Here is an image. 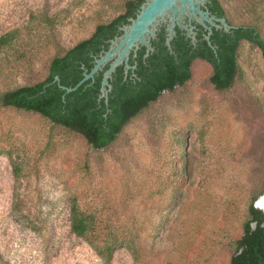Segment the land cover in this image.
Returning <instances> with one entry per match:
<instances>
[{"label": "rangeland", "instance_id": "rangeland-1", "mask_svg": "<svg viewBox=\"0 0 264 264\" xmlns=\"http://www.w3.org/2000/svg\"><path fill=\"white\" fill-rule=\"evenodd\" d=\"M129 0H0V96L45 80L54 58L125 12ZM264 35V0H221ZM219 90L197 59L185 85L142 110L107 148L0 103V264H231L264 196V57L239 48ZM256 200L254 201V199ZM90 222L72 230V207ZM112 246L106 261L100 249Z\"/></svg>", "mask_w": 264, "mask_h": 264}, {"label": "trees", "instance_id": "trees-1", "mask_svg": "<svg viewBox=\"0 0 264 264\" xmlns=\"http://www.w3.org/2000/svg\"><path fill=\"white\" fill-rule=\"evenodd\" d=\"M144 2L127 1L123 14L99 24L92 36L54 58L45 80L4 92L0 96L1 105L39 113L54 124L81 134L92 148L101 150L111 145L124 127L157 101L164 91H174L191 80L195 60L208 61L213 67L212 83L217 89L225 90L234 86L239 74V48L243 41L257 46L264 57V35L260 28L257 25L231 24L223 2L209 0L212 14L226 18L232 26L230 31L214 27L213 45L205 38L208 30L198 25L200 33L196 44L190 38L186 39V35H179L173 41V52L163 42L156 45V51L146 59L151 64L143 63L141 53L138 58L141 64L138 68L136 65L137 69L132 68L126 74L125 65L119 66L110 80L112 88L108 99L101 97V89L110 65L78 89L72 92L63 89L60 83L75 87L86 73L93 70L97 59L109 50L111 41L123 33L121 28L130 23V18L137 16ZM8 42L7 34L1 36L0 50ZM57 76L60 82L56 81ZM249 215L243 235L232 244L231 264H264V210L252 202ZM71 217L72 230L78 236H85L90 230V222L77 205L72 207ZM111 247L99 250L106 261L111 259Z\"/></svg>", "mask_w": 264, "mask_h": 264}, {"label": "water", "instance_id": "water-1", "mask_svg": "<svg viewBox=\"0 0 264 264\" xmlns=\"http://www.w3.org/2000/svg\"><path fill=\"white\" fill-rule=\"evenodd\" d=\"M208 2L209 0H145L137 16L130 18V23L121 28L123 33L114 38L109 50L97 59L93 70L86 73L85 78L75 87L62 86L61 83L60 86L67 92H72L110 65L104 74L101 89V97L108 99L112 88L110 80L113 73L121 65H125L126 74L130 69L136 68V65L130 64L131 55H137L141 47L148 49L146 56H149L150 52L154 50L152 39L157 37L163 26L166 27V44L169 48H172V41L177 35V29L184 31L192 43L196 44L198 25L208 30L205 38L210 45H213L211 41L213 28H224L226 31H230L232 26L226 18L213 15L208 7ZM56 81L60 82L59 76L56 77ZM260 203H264V196L256 202V206L263 209Z\"/></svg>", "mask_w": 264, "mask_h": 264}, {"label": "flooded vegetation", "instance_id": "flooded-vegetation-1", "mask_svg": "<svg viewBox=\"0 0 264 264\" xmlns=\"http://www.w3.org/2000/svg\"><path fill=\"white\" fill-rule=\"evenodd\" d=\"M213 15H215V14H213ZM216 16H217V15H216ZM179 31H180V29H177V35L175 36V38L178 37L179 35H186V33H185L184 31L181 30V34L179 33ZM197 33H198V34H197V37H198V35H199V33H200L199 28L197 29ZM161 34H163L164 36H161ZM175 38H174V39H175ZM187 38H188V37H187V35H186V39H187ZM166 40H167L166 27L163 26L162 29L158 32L157 37L154 38V39H152V47L154 48V50H152V51L150 52L149 56H150L154 51H156V49H157L156 45L161 44V42H163L164 45L167 46V44H166ZM173 41H174V40H173ZM173 41H172V48H169V47L167 46V47L171 50V52H173ZM102 52H103V51H102ZM147 52H148V49H147L146 47H141V48L138 50L137 55H134V54L131 55L130 64H132V65H137V68H138L139 64H141V62L138 60V58H139V56H140L141 53H142V56L144 57V61H143V63H144V64H151L150 62H148V61L146 60V59L149 57V56H146V55H147ZM200 60H203V61L209 63L208 61H206V60H204V59H200ZM209 64H210V63H209ZM137 68H136V69H137ZM167 91H170V90L168 89V90H166V91H164V92H167Z\"/></svg>", "mask_w": 264, "mask_h": 264}, {"label": "bare ground", "instance_id": "bare-ground-1", "mask_svg": "<svg viewBox=\"0 0 264 264\" xmlns=\"http://www.w3.org/2000/svg\"><path fill=\"white\" fill-rule=\"evenodd\" d=\"M260 206L264 209V203H260Z\"/></svg>", "mask_w": 264, "mask_h": 264}]
</instances>
